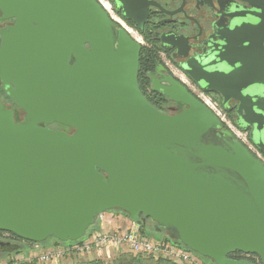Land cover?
<instances>
[{
	"label": "water",
	"instance_id": "1",
	"mask_svg": "<svg viewBox=\"0 0 264 264\" xmlns=\"http://www.w3.org/2000/svg\"><path fill=\"white\" fill-rule=\"evenodd\" d=\"M244 1L256 21L233 17L184 71L223 105L237 102L239 128L254 126L264 152V0ZM0 5L16 18L0 30V80L24 112L16 121L0 99V231L74 242L117 210L151 219L211 264H255L235 252L264 264V164L208 107L171 76L152 78L154 90L185 107L166 114L149 103L140 44L97 0Z\"/></svg>",
	"mask_w": 264,
	"mask_h": 264
},
{
	"label": "flooded vegetation",
	"instance_id": "2",
	"mask_svg": "<svg viewBox=\"0 0 264 264\" xmlns=\"http://www.w3.org/2000/svg\"><path fill=\"white\" fill-rule=\"evenodd\" d=\"M106 1L110 2L111 11L114 15L123 19L128 26L138 32L142 39L140 46L150 48L154 52V65L146 74L149 81V90H143H146L144 95L152 100L155 108L166 114L176 113L179 108L182 110L185 105L170 100L160 90H154L155 85L151 82L152 78L158 80L159 85L163 84L164 79L171 76L187 88L174 76L173 71L170 69L174 67L199 90H202L186 74L184 71L185 65L190 60H199L210 55L212 45L217 41V31L225 28L233 17L240 16L236 20L237 23L242 21L244 15L246 19L256 21L253 16L248 14V12H255L254 8L244 0H124V5L117 0ZM6 12L0 5V30L15 22L16 18L9 17ZM136 20L140 21L141 26ZM205 93L211 94L220 100L223 110L234 115L235 126L240 129L237 124V102L230 99L223 105L222 97L218 92L207 91ZM156 97L164 98V100H157ZM2 98L17 105L9 97L6 87H3L0 80V99ZM53 125L55 124L49 125V127L52 128ZM244 132H247L249 141L257 149L251 138L254 126L245 127ZM256 135L259 136V133H256ZM257 150L264 155V152ZM14 239L16 238L13 237L6 241L12 242L15 241ZM240 254L241 252H235L229 257L255 263L253 256L241 257Z\"/></svg>",
	"mask_w": 264,
	"mask_h": 264
},
{
	"label": "built area",
	"instance_id": "3",
	"mask_svg": "<svg viewBox=\"0 0 264 264\" xmlns=\"http://www.w3.org/2000/svg\"><path fill=\"white\" fill-rule=\"evenodd\" d=\"M97 1L109 15V11H110L109 7L111 8V5H109V7H106V5L102 3V0H97ZM118 18L112 17L114 21L118 20V22L117 21L116 22L119 23L120 27L122 26L123 29L127 32L128 30L125 29L126 27ZM136 33L138 34V32ZM133 40L139 44H142V39L139 34L138 37H135V39ZM199 92L201 94H206L203 91H199ZM197 99L200 100L206 107H208L209 110L221 122V119L218 117V113L217 112L215 113L214 111L215 106L211 103V100L209 98L200 96V98L198 97ZM248 150L252 153L250 149ZM253 156L264 164V155L260 153V151L256 149ZM110 212L112 211H105L100 215H98L96 218V220L98 219L97 221L98 225L96 229L89 232L88 234L86 233L82 238L78 239L77 241L60 242L61 244L52 247V249L47 248L48 250L45 251L42 249L41 243L24 241V243H27L29 245V247L26 248V250H28L26 256L22 257L21 260L18 259L0 260V264H18V261L35 262L36 260L38 261V263H42V264H48V263L57 264L58 261L64 260V258L66 257L70 258L71 259L70 261L76 262L86 259L89 260V258L96 259V257L100 258V256L110 258L115 253L118 254V253H122L123 251L124 252L128 251L130 253H135V254H143L155 260L165 259L175 264H204L202 259L199 256H197L193 251L188 250L172 241L169 240L155 241L148 236L142 235L139 232L140 225L138 222L132 221L131 224L125 229H115L110 231L105 230L104 229L105 225H108L110 223L108 219V216L111 215ZM14 240L16 241V239ZM239 256L241 257L253 256L254 257L253 261L255 262V264H261L259 257L254 254L241 253Z\"/></svg>",
	"mask_w": 264,
	"mask_h": 264
},
{
	"label": "rangeland",
	"instance_id": "4",
	"mask_svg": "<svg viewBox=\"0 0 264 264\" xmlns=\"http://www.w3.org/2000/svg\"><path fill=\"white\" fill-rule=\"evenodd\" d=\"M102 3H104L106 5V7H109L110 5V2L108 1H103L102 0ZM110 11H109V16L111 17H115V18H118L117 16H115L112 12H111V8L109 7ZM122 23L123 25L126 27L125 29H127L129 35L135 39V37H138V34L136 33V31L127 25V23H125V21L121 20L120 18H118ZM112 21H114L112 19ZM117 25L120 26L119 23H117L116 21H114ZM122 27V26H121ZM123 28V27H122ZM172 71H173V74L175 77H177L179 79V81H181L183 84H185L187 86V88L189 89V91L195 96V97H206V98H209L211 100V103L215 106V113L217 112L218 113V117L221 119V123L223 125L224 128L228 129L229 131H231L235 137L241 142L243 143L248 149H250L252 151V153L254 154L255 153V150L256 148L253 147V145L251 144V142L249 141V138H248V134L247 132H244V131H241L239 130L236 126H235V123H234V115L233 114H230L228 113L227 111L223 110L222 106H221V102L218 98H216L215 96L211 95V94H201L199 90L190 80H188V78H186L183 74H181L180 72L177 71L176 68L174 67H171L170 68ZM200 95V96H199ZM3 103H5L7 105L8 108H13L14 109V118L16 121H19L22 119V116L24 114L23 110L18 107L17 105H15L12 101H7V100H3V98L1 99ZM181 108L178 109V111H180ZM172 114V113H171ZM52 128H58V129H61V130H65V131H71V129H67L66 127L64 126H60V125H53ZM111 215L108 216V219L110 221V223L108 225H105L104 229L107 230V231H110V230H115V229H125L126 227H128L132 220L130 219V217L125 214L124 212H119V211H112L110 212ZM98 219L94 222V224L92 226H90L86 233L88 234L89 232L93 231L94 229H96L97 225H98ZM139 232L142 234V235H145V236H148L150 238H152L153 240L155 241H164L166 240V236H167V233L164 229L160 228V227H157L156 224L153 222V221H149L147 220L145 226L143 227V229H140ZM5 234V235H4ZM9 236V237H7ZM4 237V238H2ZM12 238L8 232H5V231H1L0 232V239L1 240H4L6 241L7 239H10ZM19 238V240H16V241H12L14 243H18L20 248L18 249L19 252H22L23 250H25L26 248L29 247V245L27 243H24L25 240H22ZM42 249L45 251V250H48L47 248H51L52 247H55L57 246L58 244H61V243H55L54 242V239L53 238H48L47 240L43 241L42 243ZM7 251L5 250V248L3 249V251L0 250V260H5V259H15V255L14 254H10V255H7ZM122 253H130L128 251L126 252H122ZM122 253H118V254H114L112 255L110 258H107V257H96V259H100V260H104V261H108V260H111L113 257H116L117 255L119 254H122ZM132 255H136L135 253H130ZM140 255V254H139ZM143 255V254H141ZM145 256V255H143ZM90 259V258H89ZM202 261L204 262V264H211L208 262V260L206 258H203L201 257ZM71 259L70 258H64V260H61V261H58L57 264H73L75 263L74 261H70ZM93 260V259H91ZM37 261V260H36ZM34 262L35 264H42V263H38L37 262ZM84 261V260H82ZM85 261H88L87 259ZM29 263H32V262H29ZM48 264H51V263H48Z\"/></svg>",
	"mask_w": 264,
	"mask_h": 264
},
{
	"label": "trees",
	"instance_id": "5",
	"mask_svg": "<svg viewBox=\"0 0 264 264\" xmlns=\"http://www.w3.org/2000/svg\"><path fill=\"white\" fill-rule=\"evenodd\" d=\"M154 52L147 47H143L141 46V50L139 52V62H138V71H137V83H138V87L142 93V95L145 97V99L152 104V100L148 99L145 95H144V91L149 90V81L147 78V71L150 70L153 65H154ZM146 89V90H143ZM157 100H164V98H157ZM153 105V104H152ZM155 107V105H153ZM59 125V124H56ZM61 126V125H60ZM223 127V125H222ZM117 211V210H114ZM120 212V211H119ZM125 213V212H124ZM126 214V213H125ZM147 220L152 221L151 219H146ZM145 223L139 221V225H140V229H143V227L145 226ZM155 223V222H154ZM157 227H160L162 229H164L163 227L159 226L157 223H155ZM165 230V229H164ZM166 231V230H165ZM1 232V231H0ZM11 237H14L16 239H19L14 233H8ZM54 239L55 243H60L61 241L57 240L54 237H51ZM166 240L172 241L186 249H188L187 247H185L179 240H174L168 237V234L166 236ZM4 248L0 247V250L3 251ZM5 250L8 252L7 255L10 254H17L19 251H10L8 248H5ZM189 250V249H188ZM195 253V252H194ZM197 256H199L201 258L200 255H198L197 253H195ZM26 264H35L34 262L32 263H26ZM73 264H175L169 260H165V259H153L151 257L148 256H143V255H132L130 253H122L117 255L116 257H113L111 260L108 261H104V260H100V259H89L88 261H76Z\"/></svg>",
	"mask_w": 264,
	"mask_h": 264
},
{
	"label": "crops",
	"instance_id": "6",
	"mask_svg": "<svg viewBox=\"0 0 264 264\" xmlns=\"http://www.w3.org/2000/svg\"><path fill=\"white\" fill-rule=\"evenodd\" d=\"M28 253V250H23L22 252H18L17 254H14L15 256V259H18V260H21L22 257L26 256ZM26 263H29V262H22V261H18V264H26Z\"/></svg>",
	"mask_w": 264,
	"mask_h": 264
},
{
	"label": "bare ground",
	"instance_id": "7",
	"mask_svg": "<svg viewBox=\"0 0 264 264\" xmlns=\"http://www.w3.org/2000/svg\"><path fill=\"white\" fill-rule=\"evenodd\" d=\"M118 22V20H116Z\"/></svg>",
	"mask_w": 264,
	"mask_h": 264
}]
</instances>
